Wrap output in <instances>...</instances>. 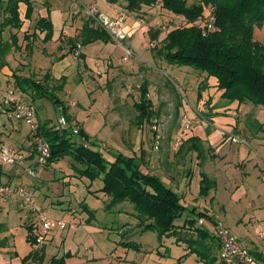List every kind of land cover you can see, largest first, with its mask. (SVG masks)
Here are the masks:
<instances>
[{"label":"rangeland","instance_id":"rangeland-1","mask_svg":"<svg viewBox=\"0 0 264 264\" xmlns=\"http://www.w3.org/2000/svg\"><path fill=\"white\" fill-rule=\"evenodd\" d=\"M80 2L90 6L88 0H69L68 12L80 10ZM132 15L141 21L142 27L137 29L134 23L129 41L123 42L130 44L134 53L128 59L109 37L81 44L82 25L94 23L87 14L80 17L79 28L73 30L70 23L66 25L65 32L73 34L68 36L61 34L66 14L53 11V36L60 38L47 44L41 36L32 34L34 31L5 29L0 35V86L11 85L14 74L43 83L44 90L62 101L66 115L83 126L86 137L76 141L100 150L107 157L120 152L140 158L145 169H170L173 175L166 176L168 184L176 185L182 203L202 202L200 210L204 207L205 211L213 212V219L199 218L205 228L214 233L220 223L250 253L245 240L247 232L254 241L264 244V108L250 102L227 101L221 98L214 77L206 80L191 66H177L164 60L157 52L162 48V39L172 28L185 25L182 17L167 12L159 4L143 6ZM32 25L28 30L33 29ZM149 29L160 31L156 40H150ZM14 32L17 44L8 48L5 44ZM25 34L28 40L23 39ZM253 37L264 42V24L254 26ZM3 72L8 73V78L2 79ZM145 80L147 83H142ZM143 86L152 103L149 110L156 117L141 125L134 103L140 100ZM16 91L19 93L18 88ZM23 99L33 103L38 123L46 120L50 126H58L63 111L49 96L41 95L32 101L25 94ZM216 110L225 111L216 113ZM2 119L9 130L15 124L11 121L15 119L6 114H0ZM20 128L26 137L27 124ZM244 131H249L251 137L244 135ZM11 136V142L20 140L18 132ZM231 137L237 141H231ZM29 140L30 137L26 146L31 143ZM19 164L24 167V174L35 173L32 181L39 185L36 193L42 200V205H35L69 225L64 242L55 238L47 247L46 264L55 257H62L64 264H141L143 260L147 264H203L196 254L187 253L185 243H174L172 238H164L161 243L155 232H141L129 202L108 207L109 199L100 191L102 180L80 176L74 165L81 166L70 155L41 168L37 167V157L30 160L24 151ZM15 165L2 166L9 170ZM200 171L206 172L213 183L205 197L193 199L202 177ZM29 177L27 181L30 179L31 183ZM191 177L194 189L187 193L185 188ZM30 188L35 193L34 186ZM17 204L19 208L8 214L0 211V222L8 224L3 232L22 251L26 246V212L19 201ZM127 241L140 243V249L125 247L122 242ZM215 247L218 249L216 241Z\"/></svg>","mask_w":264,"mask_h":264},{"label":"trees","instance_id":"trees-1","mask_svg":"<svg viewBox=\"0 0 264 264\" xmlns=\"http://www.w3.org/2000/svg\"><path fill=\"white\" fill-rule=\"evenodd\" d=\"M107 1L115 3L118 0ZM21 2L26 5L24 19L31 18L32 0H0V34L7 28L20 30L22 27L24 19L19 11ZM156 4L185 21V25L172 28L162 39L163 51L159 48L157 52L167 63L191 66L198 70L199 74L202 73L206 80L214 77L221 98L227 101H236L238 104L250 102L264 108V42L253 37L254 26L264 24V0H193L192 3L188 0H125L124 8L138 13L143 6ZM210 10L213 26L207 29L206 26H200L204 22L197 23V20L207 17ZM36 28L44 32L43 42L51 40L53 28L47 17H39ZM159 34V30H148L152 41L156 40ZM81 35L83 45L98 38L108 40L109 37L100 29L88 25ZM27 36L25 34L24 39H28ZM10 39L11 42L5 44L8 48L17 44V34L12 33ZM81 56L84 57L83 54H80ZM13 79V87L28 94L32 101L46 95L54 104L62 106L58 96L44 90L40 81L16 74ZM62 87L63 85L59 86V89ZM151 104L146 86L140 87V100L134 103V107L141 125L156 117L155 114L152 116L154 112L149 110ZM62 109L66 114V108L62 106ZM67 117L69 118V115ZM38 133L50 146V156L45 165L70 155L74 162L81 166L78 168L73 164L80 176L90 180H102L100 191L108 197V207L124 201L132 204L141 232H155L157 240L161 243L164 238H172L174 243H185L187 253L196 254L203 264H220V260L216 262L214 253L215 241L220 249L217 235L213 231L209 232L204 224L198 223L199 218L213 219L212 215L195 206L184 205L181 196L169 187L159 174L143 168L140 158L126 156L120 152L107 157L100 150L76 141V138L86 137L82 127L74 135L69 126H50L49 121H41ZM212 183L213 181L203 175L199 181V193L206 195ZM27 230V239L34 245V235L31 234L33 227H27ZM122 244L136 249L141 246L134 241ZM42 248L43 246L39 249ZM30 257L31 255L28 256ZM50 262L62 264L64 260L62 257H55Z\"/></svg>","mask_w":264,"mask_h":264},{"label":"crops","instance_id":"crops-1","mask_svg":"<svg viewBox=\"0 0 264 264\" xmlns=\"http://www.w3.org/2000/svg\"><path fill=\"white\" fill-rule=\"evenodd\" d=\"M88 2L90 3V6H86L85 4H81V2H80L81 9L80 10L75 9L71 13H69L68 10H67V9L71 8L69 0H32L33 13H32L31 18H29V19H24V13H25L26 5H25L24 2H21L19 4V11H20L21 18H23L24 21H23V25H22V27L20 28L19 31H21L22 33L23 32L25 33L26 31H28V33L31 32V31H34L32 33H35L36 35L38 34V36H41V40H42V38L44 36V32H41L39 29L36 28V21H37V19L39 17H47L51 21V19H52L51 18V13L54 11L56 13H61L62 16H63V14H64V16L66 14V18H62L64 30L61 32V34H63V35L66 34L68 36L69 35L72 36L73 35L72 33L71 34H67L65 32V30L67 28L66 25H68L70 23L72 25V29L73 30H75L76 28H79L80 27L79 24L82 21V19L80 17L83 16L84 14H86L85 10H83V9H85V7H95L98 11L100 10V11H103L105 13H111L112 12L114 14H111V15H113L111 17H115L119 12H125V14H126L125 30L128 33H130V34L132 32V28H133L132 26H134V23H135V26H136L137 29L142 27V25L140 23L141 21L139 19H136L134 17V15H132V14H136V13L127 11L124 8L125 0H118L115 3H110L107 0H92V1L88 0ZM128 21H130L131 23L129 22L130 23L129 24ZM51 24H52V21H51ZM31 25H32L33 29L28 30L29 26H31ZM89 26H91L92 28H95V29L98 28L94 23H93V25H89ZM86 27H87V25H82L80 30H84ZM30 38H34V37H30ZM58 38H60V35L58 36ZM58 38H55L52 35L51 40H49L48 42H43V43L47 44L49 42H52L53 40H58ZM23 39H24V36H23ZM28 39L25 38L24 40H28ZM10 42H11V39H10ZM27 42L28 41H26V45H28ZM6 43L8 44L9 42H6ZM129 46L131 47L130 44H129ZM81 50H82V48H81ZM2 74L4 76V77H2V79L8 78L7 77L8 73L3 72ZM12 83H11V85H8V86H5V87H10V86L13 87ZM5 87L0 86V88H5ZM19 92H20L22 97H25L26 93H24L22 91H19ZM221 111H225V110H216V113H221ZM36 117H37V112H36ZM11 121L15 122V124L12 123V127L9 130V129H7V126H6L5 122H4V120L3 119L0 120V146L4 145V144H10L11 145V143L18 144L16 146L13 144V146H15L23 154H24V151H25L26 154H27V157L30 158V160L35 159V153L32 150L31 143H29V146H26L27 140L29 138V133H27L26 137H24V134H22L21 131H20V129H21L20 126H23L26 123H24L23 121H17V120H11ZM237 126H238V129L242 128V124L241 125L239 124ZM82 128H83V126H82ZM13 132H18L20 140H14V142H11V140H9L12 137L11 134ZM5 135H9V136L5 137ZM244 135H247L249 138L251 137L249 131H244ZM4 138L9 140V141L4 140ZM115 146H116V144H115ZM29 149H30V151H29ZM141 152H142V156H144L145 152L144 151H141ZM15 164H16L15 166H12L13 169H9V170H7L5 166H0V181L8 183L10 185H22V186H27L29 188L31 186H34L35 193L32 190V192H33V201H34V203L36 205H42L41 204L42 200L40 199V196H38L37 193H36L37 192L36 188L39 187V185L37 183H35L34 181H32L33 176L30 175L31 177H29L28 176L29 173H25L26 175L23 173L22 168H24V167H22L21 164H19V165H18V163H15ZM34 166H35V164H34ZM44 166L46 167L47 165H43L41 168H44ZM19 169H21V171ZM146 171L154 173V174H159L160 177L163 179V181L169 187H171L177 193L179 192L177 190V188H175L176 185H172L170 182H169L170 184H168V180H167L168 178L166 176L169 175V178H170L173 175L171 173L170 169H146ZM199 173L202 176L206 175L208 178H210L208 176V174L206 172H204V171H200ZM24 176H27V177L31 178V183H29L30 179L27 181V177L25 178ZM201 178H200V180H201ZM189 182H190L189 186H187L185 188L187 193L189 191H191V189H194V188H192V186H194L193 177L190 178ZM199 190H200V184L198 182V189L196 191V182H195V191L197 192L195 194H197V195H194L193 199H197V197H198V199L200 197H202V198L205 197L204 195H201L199 193ZM207 193H208V191H207ZM185 197H186V195H185ZM185 199L187 200V198H185ZM203 200H204V202H206L207 199L204 198ZM18 201L19 200H17L14 197L2 199L0 201V211H5L8 214L11 211H13L12 209H16V208L18 209L19 208V206L17 204ZM181 202H182V200H181ZM183 204L186 205L187 207L188 206L189 207L195 206V207H197L200 210L199 207L201 206L202 202L199 203L198 201L197 202L196 201H192V202L189 203L188 200H187V203H183ZM203 209L205 211L204 207H203ZM44 212H45V210H44ZM206 212L209 215L213 216V212H211V211L209 212L207 210H206ZM45 214L47 216H49V217L57 218V219H61L62 220L61 217L58 218L59 216H55V215L51 216V215L47 214L46 212H45ZM20 219H22V218H20ZM24 219L26 220V222L24 221V228H25L24 229V240H25V245L26 246H24V249L22 251H19L17 249L16 243L14 241H13V243H11L9 241V239L7 238V232H3L2 229L8 228L7 227L8 224L7 223H5V224L3 223L2 224V222H0V230H1L0 231V264H46L44 261H45V255H46L45 253H46L47 247L54 241L55 238H60L64 242V240H65V230L69 226L67 223H66V226L63 229H54V230H52L50 232V234H49V236L47 238V241L44 243L42 249H39V248L35 247V245H32L31 242L27 239V233H28L27 232L28 231L27 227L31 226L30 225V220L25 218V217H24ZM7 230H9V229H7ZM32 233L33 232H31V234ZM247 233H246L245 240H246L248 246H250V249H248V250L255 257V261H256V262H254L252 264H264V244H261V242L258 241V240H257L258 242L256 240L254 241V238H252L251 236L247 235ZM252 242H256V243L254 244ZM215 251L218 253L217 255L215 254L216 257H217L216 262L218 263L219 260H220V256H219L220 255V249L219 248L215 249ZM185 254L186 253H184V255ZM29 255H31L30 258H28ZM184 255H182V256H184ZM182 256H180V257H182ZM119 260H121V258H119ZM64 262L62 264H64ZM48 263L52 264L50 261ZM141 264H147V261L143 260L141 262Z\"/></svg>","mask_w":264,"mask_h":264},{"label":"built area","instance_id":"built-area-1","mask_svg":"<svg viewBox=\"0 0 264 264\" xmlns=\"http://www.w3.org/2000/svg\"><path fill=\"white\" fill-rule=\"evenodd\" d=\"M86 14L93 20L94 24L109 35V37L122 49L125 59L132 56L133 50L123 42L129 41V33L125 30V12H119L115 17H111L103 12H99L95 7L85 9ZM212 11L207 13L203 20H197V23L204 22L200 26H206L210 29L212 25ZM196 23V24H197ZM73 104V103H72ZM59 109L63 111L62 106ZM6 114L9 118L23 121L29 128V137L32 150L37 157L38 167L45 165L50 156V146L46 139L40 135L39 123L36 119V110L31 101L24 100L16 88L10 86L0 88V114ZM198 119V118H197ZM198 122V121H197ZM196 122V123H197ZM69 126L72 133L76 135L80 129L77 121L63 113L58 121V127ZM154 130L157 129L153 126ZM231 141H237L236 137H231ZM23 153L15 146L4 144L0 146V166L4 164L21 163ZM29 175L34 176V171H29ZM14 197L19 200L23 210L26 212L25 218L30 220L33 227L34 245L40 248L47 241L50 232L54 229H63L66 223L57 218L47 216L43 210L36 206L33 201L32 189L22 185H10L0 181V201L5 198ZM203 219L198 223L203 224ZM215 234L220 241V264H252L254 257L220 223L216 225ZM263 236V234H262Z\"/></svg>","mask_w":264,"mask_h":264}]
</instances>
